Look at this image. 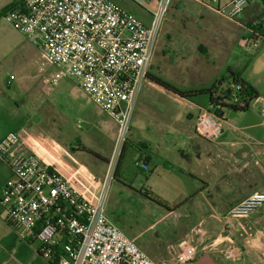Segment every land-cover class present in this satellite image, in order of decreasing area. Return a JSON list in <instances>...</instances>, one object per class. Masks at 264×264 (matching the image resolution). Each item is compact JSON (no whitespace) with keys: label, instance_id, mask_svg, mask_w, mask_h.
<instances>
[{"label":"built area","instance_id":"1","mask_svg":"<svg viewBox=\"0 0 264 264\" xmlns=\"http://www.w3.org/2000/svg\"><path fill=\"white\" fill-rule=\"evenodd\" d=\"M123 1L19 0L2 14L57 69L52 84L63 76L75 79L117 123L104 179L89 196L30 148L27 142L33 138L27 133L10 131L0 139V157L12 171L0 193V202L8 209L7 222L24 228V239L30 235L38 239L45 255L56 264H159L108 219L106 206L139 94L149 79L158 36L174 0H153L156 5L148 10L149 23L122 6ZM130 1L143 7L152 0ZM196 1L235 22L248 4V0ZM247 29L249 35L241 39V45L247 50L258 48L259 40L264 41V15ZM230 87L232 101L241 108L244 104L238 91L242 85L232 81ZM255 100L260 103L264 128V99ZM216 112L207 108L196 115L195 130L207 139L221 134V121L229 114ZM140 166L149 169L146 162ZM263 204L264 192H254L233 205L224 220L246 218ZM238 228L242 239L253 231L245 221ZM207 241V230L200 221L178 242V264L195 260ZM225 243L223 256L232 262L240 260L241 245L232 239Z\"/></svg>","mask_w":264,"mask_h":264},{"label":"crops","instance_id":"2","mask_svg":"<svg viewBox=\"0 0 264 264\" xmlns=\"http://www.w3.org/2000/svg\"><path fill=\"white\" fill-rule=\"evenodd\" d=\"M18 1L0 0V61L5 58L1 56V49L10 47L12 52L7 57L15 60L14 63L27 75L24 80L31 84L33 89L39 90L45 83H52V76L56 75L57 69L46 60L40 48L33 45L25 34L15 30L2 17L3 10ZM262 15L264 0H248L237 23L246 26L245 24L255 21ZM245 35H249L248 29H245L243 36ZM241 39L236 45L242 46ZM49 66L53 71L50 73L51 77L50 75L46 77L43 72L49 69ZM228 68L237 71L241 78L255 88L258 97L264 99L263 70L259 77L253 78L247 69L243 71L231 66ZM150 75L158 76L151 70ZM223 75L227 73L216 75L210 85ZM146 83L148 86L139 94L128 143L113 182L120 183L125 189L145 198V191L134 188V183L126 181L124 175L128 172L125 166L126 158L131 153L133 160L139 162L137 165L140 171H145L140 166L141 162H146L149 167L152 163H158L156 175L162 176L164 181L160 187L151 185L146 191L153 192L165 202L166 209L156 221L163 224V228L153 234L152 239H155L137 242L140 235L129 237L135 239L139 247L157 263L178 264L176 261L178 242L201 221L207 230L208 241L199 247L197 258L187 264H264V204L246 218L224 220L225 214L233 205L254 192H264V128L259 114L260 103L255 100L248 109L238 110L232 115L230 110L228 117L221 121V134L215 139H207L196 132L195 118L201 110L209 108L208 103L184 97L155 82L151 76ZM162 95L164 100H159ZM76 107L82 109L81 106ZM140 110H147L149 114L156 116V121L162 126L158 134H148L147 131L150 130L148 126L149 129L146 131H136L133 122ZM102 111L106 118L99 119L98 124L103 131L109 133L108 154L102 153L98 138L90 132L79 135L63 132L64 143L58 141L46 144L39 142L28 132L33 138L29 144L35 146L38 154L73 182L80 192L88 196L92 194L97 183L104 179L117 132L116 121L107 112ZM4 135L6 133L2 134L0 139ZM74 153L84 156L78 159ZM87 162H94L97 172L89 170ZM1 166L6 173L0 193L12 174L8 164L4 162ZM147 180L152 182V177L146 176L145 181ZM170 204L177 207H171ZM113 208L112 204L106 208L107 217L124 230L126 227L122 220L111 215L110 210ZM7 216L8 209L0 202V226H11L7 222ZM171 219L175 221L172 222ZM240 221H245L252 227V234L246 239L239 235ZM154 227L155 223L150 226ZM228 239L235 240L242 247L243 256L236 262L229 261L223 256L222 249ZM26 240L38 239L30 235ZM40 248H36L35 255L44 258L46 255L43 245ZM50 263L53 264L51 261Z\"/></svg>","mask_w":264,"mask_h":264},{"label":"rangeland","instance_id":"3","mask_svg":"<svg viewBox=\"0 0 264 264\" xmlns=\"http://www.w3.org/2000/svg\"><path fill=\"white\" fill-rule=\"evenodd\" d=\"M199 1L206 4L210 2ZM120 4L145 23H149L148 10L154 9L156 2L152 0L143 7L130 0ZM242 24L204 8L195 1L185 0L181 4L174 0L158 36L151 65L152 73L184 90L208 87L216 75L226 74L229 66L243 71L247 69L253 78L259 77L262 70L264 71V41L259 40V47L251 50L236 45L252 22L245 24L246 26ZM11 52L8 46L1 49V56L5 58L0 61V136L10 131L23 135L29 132L39 142L46 144L58 141L64 143L63 132L73 135L90 132L98 138L102 153L108 154L109 133L103 131L98 124L99 119L105 120L106 115L79 87L76 80L63 76L57 85L47 82L42 89H33L24 80L27 75L14 63L15 60L7 57ZM48 68L43 72L46 77L53 71L52 67ZM54 77L56 76H52V80ZM147 86L145 83L143 88ZM192 99L209 104L208 94H198ZM159 100H164L163 95ZM76 106H81L82 109ZM152 107L157 109L155 105ZM133 125L136 131H146L149 127L147 133L151 135L158 134L162 128L156 121V116L149 114L147 110L138 111ZM29 142L27 143L30 148L35 150V146ZM74 156L81 159L84 155L74 153ZM134 161L132 154H128L125 161L128 172L124 174L127 183H134V188L143 192L150 189L151 185L160 187L164 180L162 176L156 175L159 164L152 163L149 170L140 171L137 165L139 162ZM4 162L0 157V187L6 173L1 166ZM87 163L89 170L97 172L94 162ZM146 176L152 177V182L150 178L145 181ZM112 184L106 207L112 204L114 208L110 210L111 215L122 220L126 227L123 231L128 236L140 235L137 242L155 239H152L153 234L163 228V224L156 221L165 211L166 203L163 205L146 196L140 197L122 187L120 183ZM170 206L177 207L175 204ZM171 221L174 222L175 219ZM153 223L155 227L150 228ZM5 226H0V264H51L47 256L36 257V248L42 247L39 240L24 239V228Z\"/></svg>","mask_w":264,"mask_h":264},{"label":"trees","instance_id":"4","mask_svg":"<svg viewBox=\"0 0 264 264\" xmlns=\"http://www.w3.org/2000/svg\"><path fill=\"white\" fill-rule=\"evenodd\" d=\"M184 1L185 0H178V3L182 4L184 3ZM192 1H195L196 3L200 4L202 7L205 8V6L202 3L197 2L196 0H192ZM4 11L5 10H3V12ZM150 76L155 82L169 89H172L173 91H175L176 93L184 97H193L198 94H208L209 95V108L213 110H217L216 113L219 116L224 115L226 111H230V110H237V111L246 110L249 108L250 104L258 97V93L255 90V88L250 83H248L246 80L241 78L238 72L233 70L232 68H228L227 75H223L222 77L216 79L210 86L204 87V88L189 89V90H182L178 87H175L160 76L150 75L149 73V77ZM232 81L240 83L242 85V89L238 91V96L242 98L241 102L244 104L241 108H239L238 105L232 101L234 99L232 95V89L230 87V84ZM126 145L123 149V153L118 163L117 170L124 156ZM117 170L115 173V178L117 176ZM144 195L149 199H154L158 203L165 205V203L158 196L153 194V192L151 191H146ZM52 263L56 264L55 262H52Z\"/></svg>","mask_w":264,"mask_h":264},{"label":"water","instance_id":"5","mask_svg":"<svg viewBox=\"0 0 264 264\" xmlns=\"http://www.w3.org/2000/svg\"><path fill=\"white\" fill-rule=\"evenodd\" d=\"M236 111H237V110H232L231 113H230V115H232V113H234V112H236Z\"/></svg>","mask_w":264,"mask_h":264}]
</instances>
